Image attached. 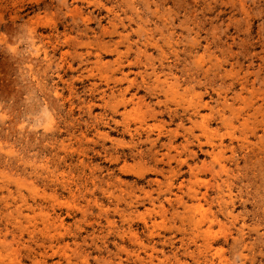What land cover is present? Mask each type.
<instances>
[{
    "label": "rangeland",
    "instance_id": "1",
    "mask_svg": "<svg viewBox=\"0 0 264 264\" xmlns=\"http://www.w3.org/2000/svg\"><path fill=\"white\" fill-rule=\"evenodd\" d=\"M0 264H264V0H0Z\"/></svg>",
    "mask_w": 264,
    "mask_h": 264
}]
</instances>
